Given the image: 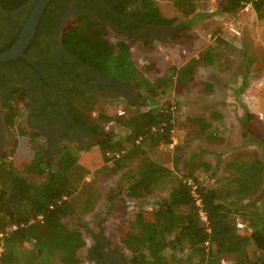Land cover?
<instances>
[{
    "label": "trees",
    "instance_id": "trees-1",
    "mask_svg": "<svg viewBox=\"0 0 264 264\" xmlns=\"http://www.w3.org/2000/svg\"><path fill=\"white\" fill-rule=\"evenodd\" d=\"M31 1L0 0L3 13L26 14L17 34L0 52L9 50L17 41L35 6L26 10ZM59 1L53 0L44 11L35 37L25 51L30 59L29 51L38 45L48 12ZM102 1L115 12L128 14L143 24L173 26L177 23L176 19H166L154 0ZM174 6L186 17L196 12L190 0H176ZM247 6H251L261 20L264 19V0H222L219 12L222 15H235ZM108 36L109 32L103 25L82 18L76 26L64 32L62 44L79 66L96 70L109 78L134 83L138 90L148 95L149 109L115 118V126L107 133L104 126L113 121V117H93L86 111L85 105L90 107L96 103L94 96L75 87L65 91L64 99L71 119L100 139L97 146L111 172H123L127 199L145 200L160 192L165 195L150 218H146L145 212H140L122 223L120 240L128 264H221L225 256H231L236 264H264V207L258 210L255 204L248 205L249 209L236 205L261 190L264 166L259 160H248L240 155L226 168L229 175L223 185L218 190H208L194 173L178 175L182 158L179 150H175L174 170L149 157L152 151L174 143L176 129L170 102L161 105L154 100H162L168 92L188 89L197 66L215 64L218 54L209 48L199 60H191L180 69L172 68L165 78L152 83L137 68L130 46L123 42L112 43ZM2 65H23L33 70L21 58L0 63ZM243 83L237 92L245 90L247 77ZM26 96L24 89L16 88L4 101L3 115L8 128L16 126L21 111L18 101L26 99ZM246 117L253 119L251 115ZM191 123L194 129L188 135L192 139L205 137L209 143L217 140L218 130L212 122L199 118L192 119ZM117 127H122L125 136L116 137ZM260 143L264 149V140ZM71 150L61 152L55 172L41 160L43 150L35 151L30 167L18 171L0 162V235H4L0 241L3 246L0 264L84 262L82 252L86 242L83 234L77 228L68 227L64 220L75 214L73 200L83 175L90 169L86 166L80 169L79 158L72 156ZM188 179L196 186L195 193L201 208L197 205L192 186L186 182ZM200 210L206 215V222L202 221ZM39 216L43 218L42 221H36ZM240 219L249 227V237L239 235L237 223ZM11 226L18 229L6 234ZM251 247L258 255L256 260H252L248 254ZM85 259H90L89 252Z\"/></svg>",
    "mask_w": 264,
    "mask_h": 264
},
{
    "label": "rangeland",
    "instance_id": "rangeland-1",
    "mask_svg": "<svg viewBox=\"0 0 264 264\" xmlns=\"http://www.w3.org/2000/svg\"><path fill=\"white\" fill-rule=\"evenodd\" d=\"M154 1L165 17L176 19L177 23L171 26L172 34L152 46L140 43L129 45L137 68L148 81L155 83L165 78L170 69H180L191 60H199L209 48H213L218 57L213 65L197 66L188 89L168 92L162 100H154L161 105L170 102L176 129L174 147H160L149 157L174 170L177 149L182 154L178 175L194 173L205 188L218 190L229 175L226 168L240 155L248 160L257 159L264 166V149L260 143L264 140V19L261 20L251 6L235 15H222L219 12L222 0H190L196 7V12L190 17L175 8L176 0ZM108 39L115 44L121 41L111 33ZM246 77L245 90L237 92ZM134 94L132 107L122 106L123 110L126 113L148 110V95L138 89L134 90ZM28 105L26 99L18 101L21 111L17 124L12 129L7 128L6 145L0 152V162L17 171L30 167L35 151L45 152L47 146L46 138L35 136L27 128ZM87 106V113L93 117L105 115L113 117V121L121 108L104 103ZM248 115L253 119H247ZM199 118L212 122L218 130L214 143H209L204 136L198 139L189 137V132L194 129L191 120ZM125 134L122 127H117L116 137ZM98 141L80 145L78 149L82 151L90 149L84 152L68 149L72 151V156L79 158L80 169L86 166L90 170L83 175L74 197L75 214L65 219L64 223L83 234L86 246L81 264H91L90 259L85 257L97 237L104 240L109 251L121 254L128 264L120 240L122 223L140 212H145L146 218H150L165 195L160 192L140 201L125 198L123 172L112 173L105 165L100 149L93 147ZM60 154H45L41 160L55 172ZM33 178L36 180L35 176ZM251 204H255L258 210L264 207V177L261 190L236 205L249 209ZM238 223L243 225L238 228L239 235L249 237V227L242 220ZM248 254L252 260L258 256L253 247L248 249ZM221 264L236 263L231 256H225Z\"/></svg>",
    "mask_w": 264,
    "mask_h": 264
},
{
    "label": "flooded vegetation",
    "instance_id": "flooded-vegetation-1",
    "mask_svg": "<svg viewBox=\"0 0 264 264\" xmlns=\"http://www.w3.org/2000/svg\"><path fill=\"white\" fill-rule=\"evenodd\" d=\"M39 1L32 0L26 10L36 6ZM48 14L38 45L29 51L32 60L27 56L36 67L28 62L33 70L23 65L0 66V152L6 145L5 132L8 128L3 104L13 89L26 91L29 104L27 128L35 136L46 138L47 155L59 154L70 148L78 149L82 144L98 141L97 137L71 119L64 99L68 88L78 87L87 91L97 99L96 103L132 107L134 90H137L134 83L109 78L96 70L79 66L63 46L64 32L76 26L82 18L103 25L109 33L121 38L120 42L128 45L140 43L152 46L172 34L171 26L137 22L128 14L115 12L102 0H60ZM20 15L21 12L10 15L0 10V49L6 48L17 34L26 14ZM97 238L89 249L91 264H126L121 254L109 251L104 240Z\"/></svg>",
    "mask_w": 264,
    "mask_h": 264
},
{
    "label": "water",
    "instance_id": "water-1",
    "mask_svg": "<svg viewBox=\"0 0 264 264\" xmlns=\"http://www.w3.org/2000/svg\"><path fill=\"white\" fill-rule=\"evenodd\" d=\"M51 1L52 0H40L33 8L15 44L9 50L0 52L1 64L21 58L31 66L36 67V65L25 55V51L34 39L40 19Z\"/></svg>",
    "mask_w": 264,
    "mask_h": 264
},
{
    "label": "built area",
    "instance_id": "built-area-1",
    "mask_svg": "<svg viewBox=\"0 0 264 264\" xmlns=\"http://www.w3.org/2000/svg\"><path fill=\"white\" fill-rule=\"evenodd\" d=\"M125 115H126V112H125V110H123L122 108H120L119 110H117V114H116V116H117L118 118H120V117H124ZM114 126H115V121H110V122H108L107 125L105 126V131H106L107 133H109V132L113 129ZM173 142H174V141H173ZM170 147L173 148V147H174L173 144L170 145ZM116 157H119V155H116ZM186 182H187L190 186H192L194 197H195V199L197 200V205H198V207L201 208V203H200L199 197H198V195L195 193L196 186H195L194 182H193L191 179H188ZM200 217H201V219H202L203 222H206V221H207V219H206V215L203 213L202 210H200ZM42 219H43V218H42L41 216H39V217H37L36 221H42ZM32 223H34V221H33ZM237 224H238V225H237L238 228L243 227V225H242L241 223H237ZM22 227H24V226H22ZM17 229H18L17 226H11L10 228H8V231H7L6 234H8V233H12V232L16 231ZM3 237H4V235L1 234V235H0V241H1V239H2ZM0 243H1V242H0ZM2 252H3V246H2V244H0V256H1Z\"/></svg>",
    "mask_w": 264,
    "mask_h": 264
},
{
    "label": "crops",
    "instance_id": "crops-1",
    "mask_svg": "<svg viewBox=\"0 0 264 264\" xmlns=\"http://www.w3.org/2000/svg\"><path fill=\"white\" fill-rule=\"evenodd\" d=\"M98 140H99V139H98ZM98 142H100V141H98ZM98 142H97V143H98ZM97 143H95V144L93 145V147H95V148L98 147V146H97ZM98 148H99V147H98ZM88 150H90V149H88ZM78 152H79V153H80V152H84V150L82 151V150L78 149ZM18 153H19V155H22V152H21V151H20V152L18 151ZM45 154H46V151L42 154L41 157H43ZM46 155H47V154H46ZM59 156H60V155H59ZM105 165H106V164H105ZM106 166H107V165H106ZM125 198H126V197H125Z\"/></svg>",
    "mask_w": 264,
    "mask_h": 264
}]
</instances>
